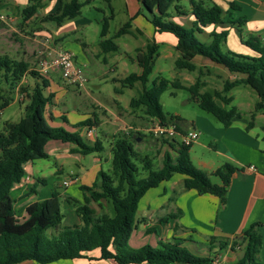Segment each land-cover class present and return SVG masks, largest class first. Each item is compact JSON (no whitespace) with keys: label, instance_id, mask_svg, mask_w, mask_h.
I'll return each mask as SVG.
<instances>
[{"label":"trees","instance_id":"obj_1","mask_svg":"<svg viewBox=\"0 0 264 264\" xmlns=\"http://www.w3.org/2000/svg\"><path fill=\"white\" fill-rule=\"evenodd\" d=\"M44 0H28L21 9L23 20L38 13L44 6ZM140 8L145 9L149 16H144L151 23L155 32L171 33L175 39V49L178 53L174 65L178 69L194 71L195 56H201L215 64L221 65L232 73L243 76L233 80H225L220 91L203 90V82L197 77L189 85L178 80L170 81L162 75H157L149 84V76L153 71L158 57L159 45L148 43L144 49H139L135 60L140 72H132L121 79V86L132 88L140 84L139 91L129 101L132 110H141L146 117H157L162 124L175 123L180 132H184L180 123L183 119L176 114L163 110L159 101L161 93L171 84L174 88L185 89L190 99L198 107L211 114L223 126H229L233 117H240L241 112L235 106H228L232 97L227 93L234 87L244 84L250 86L257 94L258 100L250 114L248 127H251L255 111H264V38L258 34L241 36V42L255 54L247 55L230 49L222 50L226 43L228 26L235 25L237 31L243 32L246 18L240 16L233 20L223 19V9L211 0H138ZM85 2L80 0H59L54 12L46 13L41 21H52L58 26L66 20L80 15ZM232 8L239 6L230 2ZM191 13L194 17L191 26L186 27L175 21L174 17ZM103 18L99 42L102 52L117 51L118 44L113 41L124 33H129L130 21L125 22L112 37L105 38L108 32L109 19ZM209 25H221L219 31L212 29L208 41H202L198 34ZM0 69L4 70L5 79L9 77L17 82L26 74L41 78L28 92L29 100L23 107V114L17 121L5 120L0 131V264H17L23 261H35L45 264L60 259H111L116 264H211L213 255L227 246L233 249L243 244L241 256L232 264H264L258 259V254L264 242L261 224L252 223L243 233L242 238L208 237V255H198L182 245L180 241L169 239L160 241L157 245L150 243L139 247H131L129 239L138 229L140 220L137 218V208L140 199L152 188L172 178L174 174L182 176L183 189H194L198 194H212L225 204L228 187L237 167L230 162H224L216 169L208 172L193 166L189 150L192 144L185 145L175 139L163 138L168 149L162 154L161 166L153 168L152 159L147 154H141L134 147L133 141L141 137L140 131L129 135H116L111 146V174L102 170L98 172L91 186H80L83 191V202L73 197H66L79 217V223L60 226L63 214L60 207V193L54 189L50 196L33 201L25 207L26 216L19 219L16 216L14 200L11 191L15 184L25 176V164L37 159L48 158L45 150L50 140L72 143L76 147L71 152L83 155L102 149L101 142L96 140L90 145L83 140L79 130L68 131L60 126H53L45 118V108L50 102L52 93L46 95L44 87L48 80L39 72L29 68L25 61L7 57L0 58ZM1 79V76H0ZM149 84V85H148ZM115 92H119L114 87ZM0 99H2L0 97ZM220 100L217 103L216 100ZM9 105V100L3 98L0 103V114ZM97 117H88L81 125L92 128ZM262 140L264 142V127ZM264 154V147L262 148ZM141 164V167L139 166ZM141 170L146 175L140 176ZM210 174L220 179L214 183ZM36 193L35 187L31 188ZM102 199L109 201L113 207V215L96 214L89 203H100ZM176 217L168 213L159 219V223L167 222ZM152 230V229H151ZM147 231H150L147 229ZM153 231V230H152ZM216 248L215 251H212ZM97 249L99 254L93 258L88 252ZM212 251V252H211Z\"/></svg>","mask_w":264,"mask_h":264},{"label":"rangeland","instance_id":"obj_2","mask_svg":"<svg viewBox=\"0 0 264 264\" xmlns=\"http://www.w3.org/2000/svg\"><path fill=\"white\" fill-rule=\"evenodd\" d=\"M80 1L85 2V0ZM0 2H7L12 5L17 3L16 0H0ZM47 2H43L46 5L40 8L37 14L26 20H23L21 16V9L25 5L17 6V10L0 9V58L7 57L25 61L29 64L30 69L39 72L48 80L49 85L43 88L46 95L52 93L47 110L49 112L50 109L61 113L69 112L66 115V120L58 118L54 121L44 113L50 125L60 126L68 131H76L77 128H72L71 123L77 122L82 114L87 113L86 118L93 117L94 114L97 117L96 124L92 126L95 134L91 137L84 135L83 140L90 145L99 140L102 145L100 151H93L86 155L80 153L54 154L49 155L48 158L37 159L32 164L27 163L25 165L26 169L32 171L35 176L39 175L45 182L47 181V184L43 185L37 180L35 182L33 180L36 189L44 194L47 192L48 196L54 189L60 193V207L63 214L60 226H68L74 224L77 220L80 221V219L75 208L66 201V197H73L79 202H83V191L80 186H91L92 181L96 179L98 172L101 170L111 174V146L115 136L120 134L129 135L131 132L138 131L137 128L140 122L135 120L137 113L136 110L133 111L129 107V101L137 95L140 84L136 83L132 88H124L121 86V79L132 72L139 71V66L135 60V55L139 49H144L148 43H157L155 37L158 40L164 39L161 46L160 43H157L159 45L158 57L154 64L155 68L149 76V83L159 74L170 81L178 80L184 85L193 83L198 77L200 80L207 79L206 85L202 86L200 91H220L224 78L222 75L218 76L215 69L201 66L199 62H197L194 71L176 68L174 60L178 53L170 43V38L175 37L168 32L156 33L154 37L153 27L144 17L149 16V13L145 9H141V13L136 14L132 3L129 4L128 0H87L81 7L79 16L66 20L59 26L52 21H41L43 15L54 12L57 7L49 4V1ZM182 2L188 5L185 1ZM107 16H112V18L109 19L108 32L105 38L112 37L125 22L130 21L131 24L128 28L129 33L113 38V41L119 44L117 51L102 52L99 45L102 39L100 32L103 18ZM189 18V16H181V18H176L175 21L189 27L191 26V23L187 20ZM75 25H78V27L73 28ZM251 31V28L244 27L242 37H246ZM198 38L202 41H208L209 39L204 34H198ZM237 44V36L235 39L231 36L228 41L229 47L234 49ZM226 49V44L222 45V50L225 51ZM61 50L73 54L74 62L76 61V65L83 70L87 78L83 85L67 82L60 76L58 69L51 66L47 68V72L40 71L42 62L50 64L52 58ZM104 59L107 63L109 62V65H114L117 68L115 74L108 77L106 81L99 80L92 73V69H99L101 73L105 70L109 75L113 73L108 71L107 64L102 63ZM122 60L125 64L121 63ZM3 73L4 70L0 69V97L2 98L0 103L3 98H6L9 100V105L1 111L0 131L5 120H19L23 114V107L29 100L28 92L32 90L36 82H41V78L32 76L29 73L24 75L21 80L14 82L10 77L5 79ZM114 87H118L122 92L115 93ZM245 88L251 93L252 99L255 100L256 92L248 85ZM233 95L234 99L231 104L236 106L240 101L250 99L244 96L239 97L236 91ZM117 97L120 101L113 99ZM159 101L165 112L178 114L185 121H195L206 117L212 122H218L211 114L201 110L190 99L187 90L174 88L171 84L161 93ZM216 101L219 103L220 100L217 99ZM122 105L126 107L123 108ZM240 109L246 111L245 107ZM110 111L118 113L120 117L118 118L117 114L113 115ZM138 111L142 113L141 110ZM86 118L78 121L76 127ZM140 132L142 133L141 137H137L133 141L134 147L141 154H147L152 159L153 168L157 169L161 166L162 154L167 150V144L163 142L162 137H157L151 130H140ZM54 142L61 144L60 141L50 140L45 148L46 152H49V147L53 146ZM214 144L213 138L202 135L192 143L189 154L194 167L206 170L202 166L203 162L209 163L213 167H217L224 162L222 157L214 151ZM139 166L141 167V164ZM57 171H60V173ZM146 173V171L141 170L140 176L146 175ZM68 175L72 179L79 178L65 187L60 183ZM210 179L214 183H220V179L215 175L210 174ZM23 185L25 186L27 183H23ZM13 197L14 208L18 215H21V212H23V209H21L22 204L29 200L17 199L15 194H13ZM35 197L40 200L44 199L38 194L30 197V200ZM89 205L94 208L97 215L102 213L113 215L114 213L112 205L105 199H102L100 203L91 201ZM206 213L202 212L194 224L191 221L187 222V218L184 221L190 223L192 225L191 229L199 235L208 234L209 214ZM155 238L154 234L142 240L133 237L129 241V245L139 247L146 243L152 244ZM185 245H187V248H204L201 243L192 246L191 242H187ZM195 251L197 250H193V253L197 254ZM258 259L264 261V244H262Z\"/></svg>","mask_w":264,"mask_h":264},{"label":"crops","instance_id":"obj_3","mask_svg":"<svg viewBox=\"0 0 264 264\" xmlns=\"http://www.w3.org/2000/svg\"><path fill=\"white\" fill-rule=\"evenodd\" d=\"M16 1L17 3L15 5H12L7 2L4 3L0 2V9L17 10V6L19 7L20 5H26L28 3V0H16ZM47 1H49L50 2L49 4H52L55 7L58 6L59 4V0H44L43 2L45 3ZM183 1H185L188 4L187 0H183ZM211 1L218 4L223 9L224 20H226L227 18H231L235 20L240 16H244L246 18L244 27L251 28L252 30L249 34H258L264 38V0H211ZM230 2L237 4L239 7L232 8L230 6ZM128 3L129 4L132 3L136 14H138L137 12L140 8V2L138 0H128ZM45 5L46 4H44V6ZM185 6L187 5L185 4ZM181 16H186V17L189 16L190 18L187 20L190 23H192L194 19L191 13ZM181 16H177L174 18L175 19L181 18ZM77 27L78 25H75V27L73 28H77ZM222 28L223 27L221 25H209L204 28L202 34L208 36L209 32L212 29L219 31ZM156 33L158 32L154 31V37ZM231 36L233 37V39H235L236 36L238 38V44L234 49H232L228 45V41ZM241 36L242 33L240 34L237 31L235 25L228 26V35L225 43L227 48L237 53L254 55L255 53L241 42ZM154 39L156 40L157 43H160V46L163 44L164 39L158 40L156 37ZM170 39H171L170 43L172 44V46H175L176 39L175 38H170ZM193 61L195 64L199 62V65L201 66H206L215 69V71L218 73V76L219 75L223 76L224 81L233 80L235 78H240L243 76L242 74L239 73L229 72L221 65L215 64L207 59L202 58L201 56H195L193 58ZM102 63L107 64L108 71H111L113 73L109 75L105 70H103L101 73L99 69H92V73L99 80L106 81L108 77H112L115 74L117 68H115L114 65L113 66L109 65V62L107 63L105 59ZM121 63L125 64L123 60L121 61ZM57 71L59 72V70ZM139 72H140V68L139 71L136 73ZM201 81L203 82V86H205L207 79H203ZM245 87L246 85L240 84L232 88L227 93V95L232 97V101L234 99L233 93L235 91L239 97L244 96L245 98L246 97L250 98L248 101L247 100L240 101L237 106L233 105L237 107V109L241 112V116L233 117L231 119V123L229 126H223L220 122H212L210 119L206 117L195 121L183 120V122L180 123L183 131H186L188 129H196L199 132L198 138L201 135L213 138V141L215 142L214 151L218 153L220 157H222V160H224V162H230L237 167L236 171L232 175L231 182L228 187L225 204H221L218 197L212 194H198L197 191L194 189H189V190L183 189L182 176L179 174H174L170 180L161 183L158 187L152 188V190L149 189L140 199L137 208V218L140 220V223L138 225V229L132 233L129 241L133 237L135 239L142 240L145 237L148 238L154 234L156 238L154 240V243H152V245H157L158 242L169 239L180 241L181 244L186 247L187 245H185V243L187 242H191L192 246L196 245L197 243H201L204 246V248H188V249L191 250L192 252L193 250H197L195 252H197L198 255L205 256L209 254L207 239L210 235H214L219 238L234 239L235 237H237L238 239H241L242 233L252 223L261 224V232L264 234V154L261 151L262 148L264 147V142L262 140V134H263L262 128L264 127V111L263 110L255 111L253 124L251 125V127H248L250 114L254 110V104L258 100V96L256 94V99L253 100L251 93ZM118 90L119 92H115V91L114 92L117 94L122 92V90H120L119 88ZM113 99H118V97ZM232 101L229 103L228 106H232L231 104ZM47 105L45 108V113L47 114L49 119L53 121L58 118L66 120L67 118L66 115L69 112L61 113L54 109H50L49 112V110H47L48 109ZM122 107L125 108L126 106L122 105ZM243 107L246 108V111H242V109H240ZM124 111L126 110L124 109ZM110 112L113 115L117 114L116 116L118 118L120 117L118 113H115L114 111H110ZM135 112L137 113L135 120L140 122L137 128L138 131L140 130L145 131L147 125L150 123V117H146L145 115H143V113H141L138 110H136ZM87 115H88L87 113L85 115L82 114V116L78 118L77 122L85 119L86 118L85 116ZM77 122L71 123L72 128L74 129L77 128V130L80 131L81 136L84 137V135H86L87 128L81 125V122L76 127ZM92 130H93L92 133L93 135L95 133L93 128ZM91 136H87V137H91ZM54 143L55 144H53V146L49 147V152H47L48 155H54V154L59 155L66 153L79 154L77 152H71V149L76 147L72 143H67V142H61V144H57V142ZM48 144L49 142L46 144V146ZM51 149L52 151L50 152ZM28 163L32 164V162H28ZM202 166L208 172H211L218 167V166L213 167V165L206 162H203ZM25 171H26L25 176L23 177L21 182L15 184L11 191L13 200H14L13 194L16 195L17 199L29 200L28 202L22 204L21 209H23V212H21L22 213L21 215H18V213L16 212V216L19 219H23L26 216L25 207L29 203L40 200L36 197L33 200H30L31 199L30 197L36 196L38 194L39 196H42V198H47L50 196V195L48 196L47 192L44 194L42 191H39L36 188L35 189L37 190V192L32 193L31 188L36 186V184L34 183L35 180L42 183L43 185L47 184V181L45 182V180L40 178L39 175L35 176L33 172L29 171V169H26V167H25ZM57 172L60 173V171ZM25 178L27 181L25 180ZM78 178L79 177H75L74 179H72L68 175L64 179V180H68V183L65 185L63 183L64 181L63 180L62 183L60 184L67 187L71 182L76 181ZM23 183H27V185L24 186ZM202 212H207L206 214H209L208 215L209 228L207 229L209 233L199 235V233H196L191 229L192 225H190V223H186L184 220L187 218V222L191 221V223L194 224L198 220L197 218H199ZM168 213H173L174 216L176 217L170 218L167 222L159 223V219ZM75 223H79V220L75 221ZM147 229H149L150 231H147ZM242 247L243 244H238L233 249L227 246L220 252L213 255L214 257L211 264L234 263L241 256ZM215 250L216 248H213L212 251ZM87 254L88 256L95 258L98 256L99 252L97 249H95L88 252ZM17 264H39V263H36L35 261H23ZM45 264H116V263L111 259H90L89 257H81L76 259H60Z\"/></svg>","mask_w":264,"mask_h":264},{"label":"built area","instance_id":"obj_4","mask_svg":"<svg viewBox=\"0 0 264 264\" xmlns=\"http://www.w3.org/2000/svg\"><path fill=\"white\" fill-rule=\"evenodd\" d=\"M41 72H47V68H57L61 77L67 82L83 85L87 78L83 70L77 66L73 60V54L69 51H59L50 61V64L42 62ZM151 123L147 125L146 130H151L157 137L175 139L185 145L192 144L198 139L199 132L196 129H188L180 132L175 123L162 124L157 117H150ZM92 128L86 130V135L91 136ZM66 185L68 180H64Z\"/></svg>","mask_w":264,"mask_h":264}]
</instances>
